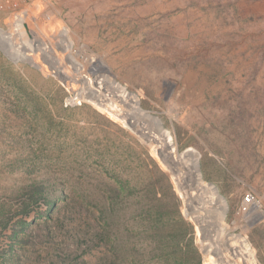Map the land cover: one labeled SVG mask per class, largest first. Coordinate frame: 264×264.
I'll return each instance as SVG.
<instances>
[{"label": "rangeland", "instance_id": "obj_1", "mask_svg": "<svg viewBox=\"0 0 264 264\" xmlns=\"http://www.w3.org/2000/svg\"><path fill=\"white\" fill-rule=\"evenodd\" d=\"M39 2L41 30L33 25V18L25 34L17 27L10 34V17L0 13V204L36 176L66 180L63 189L68 191L83 186V173L93 178L102 173L115 184L104 165L94 162L88 169L86 158H103L113 171L118 168L112 158L115 146L124 152L129 136L142 140L114 114L86 102L69 104L70 97L86 89L81 75L75 83L63 70L64 85L51 76L42 57L36 61L35 54L41 50L52 57L56 52L64 54L58 46L53 48L55 33L51 26L48 29L49 23L59 24L67 27L74 53L85 50L83 56L97 57L91 64L82 60V74L91 78L88 70L100 61L144 110L156 113L182 155L186 150L193 152L189 156L198 161L204 182L212 183L225 198L219 196L227 207L226 216L224 212L220 217L221 225L232 229L229 244L247 245L254 253V264H264V0ZM5 33L16 39L17 47L8 46ZM52 66L55 71L57 62ZM148 132L160 146L164 144L158 126ZM159 145L138 149L143 167L135 176L120 170L119 186L131 178L141 189L135 192L132 210L121 211L107 244L84 252L86 246L80 243L86 228H78V213L72 221L64 215L62 202L59 211L44 206L40 214L32 212L18 236L13 237L12 227L0 235V264H61L64 259L67 264H211L213 257L202 254L198 226L185 216L187 195L157 157ZM152 159L169 176L173 189ZM185 164L180 169L188 181L192 169ZM118 166L125 167L124 163ZM94 184L95 179L84 185L95 194L89 216L100 224ZM143 190L150 197L155 192L166 204L159 219L143 206ZM176 196L179 206H174ZM250 199L259 207L251 204L247 215L243 214ZM176 208L181 220L193 225V234H183L175 224L180 221ZM58 218L62 219L57 223ZM67 222L80 231H67ZM248 222L255 224L249 227ZM45 224L50 225L54 239L39 241L42 249L28 255L25 250L31 246L24 240Z\"/></svg>", "mask_w": 264, "mask_h": 264}, {"label": "trees", "instance_id": "obj_2", "mask_svg": "<svg viewBox=\"0 0 264 264\" xmlns=\"http://www.w3.org/2000/svg\"><path fill=\"white\" fill-rule=\"evenodd\" d=\"M129 142V145H127L128 147L124 150V152H120V147L115 146L112 158L117 164L118 168H116V170L110 171L103 158H99L97 160L86 158L88 160L87 162L85 161V164L87 163L86 167L89 169L94 162H98L101 165H104V170L108 176L112 175L111 178H114L119 183L121 180L120 170H123V172L126 173L128 172L131 176H135L137 170L143 167L142 155L139 153L135 144L137 140L132 136H129ZM122 163H124L125 167L118 166ZM152 163L160 172L161 178L168 182L170 189H173L169 176L166 172L159 168L160 166L157 162L155 163L153 159ZM100 174L101 175H97L93 178L92 176L88 177L86 173H83L80 181L83 186L73 191L63 189L66 180L59 179L54 176H36L33 179H30L28 183L21 187V191L16 196H5L3 202L0 204V235L5 236V231L12 227L13 237L14 235L15 237L18 236L17 233L21 230L25 231L26 228L24 227L28 224L25 218L32 212H39L40 214V209L46 206L49 211H59L64 208V215L67 216V218L69 217L71 219L70 221L75 220L73 216L78 213L80 220L78 228H86L85 233H82L81 235L82 242L80 243V245L84 244L86 246L84 252L91 251L94 248H99L103 243L107 244L113 236L115 228L118 225V221L121 218V211L124 207L132 210L130 205L134 202L135 192L141 188L137 183H134L131 178L126 179L124 184L119 186L117 182L115 184H110L108 180L102 176V173ZM93 179L96 180L94 190L98 193L97 196H99V198H95L94 201L96 203H94V205L100 212V224L92 220L89 216L92 197L95 196V194L89 190L87 186L85 187V185L86 181L90 184ZM157 197L158 196L155 192L153 193V197H150L144 193L143 190V200H147L149 202L152 201L154 203L151 207L150 203H144L143 201V206L146 205V211H153L154 214H156V218L159 219L166 210V204L163 203V199H158ZM62 202L64 205L60 208V204ZM174 202H176V205L174 204V206L180 205V201L177 196L174 197ZM75 207H78L77 211L74 210ZM174 211L178 214V217H180V221L175 223L179 226L178 228L182 230L183 234L187 232L193 234V225L190 222H184L183 219L181 220V214L177 208L176 210L174 209ZM61 219L58 218L56 222H61ZM63 223L65 224L66 222L63 221ZM70 223L71 222H67V226H69L67 231L71 232L75 230L76 233L80 231H77V227H72ZM168 232L169 231L165 230L166 234ZM156 233H159L158 228H156ZM168 234L170 235V233ZM174 234H178V232L175 231ZM9 238H11V236H9ZM47 238L54 239V232L49 224H45L44 227L38 231L33 230L24 240L25 245L31 246L25 250V252L28 255H31L32 253L35 254V251L33 250L42 246L39 241H43ZM31 248L32 250H30ZM40 249H42V247ZM52 264H56V262H52ZM61 264H67V260H62Z\"/></svg>", "mask_w": 264, "mask_h": 264}, {"label": "bare ground", "instance_id": "obj_3", "mask_svg": "<svg viewBox=\"0 0 264 264\" xmlns=\"http://www.w3.org/2000/svg\"><path fill=\"white\" fill-rule=\"evenodd\" d=\"M37 6H38L37 9L29 10L28 18L30 21L29 24L33 22L32 20L33 18L36 19V21L33 22L34 24L33 23L32 24L33 25L36 24L35 26H37L39 30H41V28L39 27L40 17L38 15L39 10L41 9V5L37 4ZM8 22H13V20L11 19ZM29 24L27 25L28 27L26 29L30 30L29 27L31 26ZM51 24L52 23L48 24V29L51 26L53 28L52 29L53 33H55L52 36L53 48L55 49L56 46H58L59 49H62L64 54L60 55L57 54L56 52L54 53L55 56L52 57L50 56L51 55L50 53L49 55L45 51L41 50L37 52L35 54L36 57L35 56L34 57L38 62L40 57H42V59H44V61L50 65H52L53 61H56L58 66L55 68V71L53 73H56L57 75H63L62 71L67 70L70 73L69 75L76 80L75 83H77L79 81L80 75L82 74L85 68L84 64L82 63V60H88V62L91 64L92 62H95L97 57H95L91 53L89 55L83 56L85 50L76 51L74 53L73 51L74 41L71 38L70 33L66 31L65 28L67 27L61 26L59 24H55V25H51ZM13 27H14L13 29L17 27L20 30L21 34L26 33L25 31L26 29H23L19 24L17 25V22H15ZM2 28L5 29L4 27ZM8 33L12 34L11 31H8ZM8 33L3 34L4 36L6 35L8 46L17 47L18 45L16 39L13 38V36L9 35ZM56 42L58 44H55ZM41 65L45 71L49 72V69L45 64H41ZM70 66H72L74 72L71 71L72 69L70 68ZM98 84L99 86L97 88V95H98L97 97H99L100 104L103 105V107L97 106L95 102L92 103L98 109L105 111L109 115L112 116V114H114V116L117 117V115H119L120 113L131 111L132 106H134L137 110H139V107H141L140 103H134L137 101V98H135L133 94L127 93L124 87L117 80L113 82L110 77L106 76L104 80L99 81ZM84 85H86V89L81 92L86 93L93 88V81L89 79L85 82ZM140 113H143L145 116H148L145 112H140ZM150 118L156 121V124L160 131V136H159L160 139L162 141L163 140L165 141L166 146L169 149H171V152L178 153L179 150H177L176 148L177 144H175L170 131L162 128L159 124L158 119H156L155 117H150ZM191 153L193 154V152ZM191 153L182 155L179 152L180 156L176 160L178 163L177 165H182L183 163H186L185 165L196 170L197 181L204 182L199 171V163L195 158L189 156V154ZM190 160L193 161L191 164L188 163ZM173 178L174 180H179V177L173 176ZM194 191L195 192H193L190 197L187 196L186 207L190 205L197 211V213L199 214L200 222H209L213 219V216L219 218L220 216L224 215L225 206L223 207L222 203L220 202L218 190L213 185L209 189H204L201 186H199ZM262 200H264V197L262 198ZM251 204H253L252 199L248 200V202L244 204L242 209L243 214H246L245 212L249 209ZM253 205L254 206L256 205L255 207H259L258 202H254ZM257 211L260 212L261 210H257ZM228 230H229L228 226L221 225L220 228L218 229V234L215 235L214 239L211 242H208L209 247L216 250L219 253V255H224L226 260H228L227 262H229L230 264H232L234 261H235L234 263L236 264H254V259H255L254 253L247 245L238 247L236 243H234L232 245L230 244V246L232 247L231 249L227 246V243L229 245V236L233 234L230 233L232 229H230V231ZM237 237L239 238V236H236V238ZM227 250L232 251L231 255L229 254V252H227Z\"/></svg>", "mask_w": 264, "mask_h": 264}, {"label": "water", "instance_id": "obj_4", "mask_svg": "<svg viewBox=\"0 0 264 264\" xmlns=\"http://www.w3.org/2000/svg\"><path fill=\"white\" fill-rule=\"evenodd\" d=\"M62 50V49H60ZM48 64V63H47ZM49 69L52 72L51 76L55 77L57 80H59L61 83L64 85L67 84L66 78L63 75H57L54 72V67L50 64ZM34 68L37 70L42 71L39 69L38 66L33 65ZM88 74L91 76V78L88 77L86 74H81V82L85 84L87 80H92L93 81V88L86 92L83 93L81 91L76 92L74 97H70L68 99V102L71 106H76V105H81L82 102H86L97 108L95 105H93L92 102H95L97 106L103 107V105L100 104L99 97H97V88L99 86V81H103L106 76L111 78V73L108 70L107 67H105L100 61L96 62L95 65H93L89 70ZM49 74H47V77ZM112 79V78H111ZM113 82H115V79H112ZM70 99H75L74 101L70 102ZM134 103H139V101H136ZM140 112H145L148 116H145L143 113ZM150 117H155L156 119L159 120V122L163 125L161 119L156 115V113L148 110H143L142 107H139V110H137L134 106L131 107V111L129 112H123L117 115V118L120 120L124 121V125L133 133L135 134L139 139L142 140H137L135 143L138 149H141L143 151L146 150V147L151 145L152 143H156L159 145L158 140H154L152 136L149 134V128L151 126H157L156 121L152 120ZM164 141V140H163ZM192 151L186 150L184 151V154L191 153ZM156 154L157 157L159 158L160 162L165 166L164 168L167 169V171L171 174V176L179 177V180H175L178 186V189L183 192V194L187 195L190 197L192 195V191H194L196 188L201 186L204 189H209L212 186V183H205L203 181H197L196 179V170L192 169L190 171V178L188 181L182 176V172L180 169V165H177V158H179L180 154L171 152V149H169L166 146V143L164 141V144L162 146L159 145L156 149ZM197 155V154H196ZM217 188V187H216ZM218 195L223 197L220 194V191L218 189ZM224 198V197H223ZM225 199V198H224ZM227 213V207L225 208V215ZM185 216L187 218H191L192 221L195 223V225L198 226L199 230V236H200V241H201V251L204 256H209L213 257V260L211 264H230L229 262L224 261L219 253L209 247L208 242H211L215 235L218 234V229L221 226V222L223 220L222 217H213V219L209 222H200L199 214L197 211L188 205L185 209ZM255 224V222H248V226L252 227ZM227 246L231 249L232 247L230 244ZM234 261V260H231ZM235 262V261H234ZM232 264H236V263Z\"/></svg>", "mask_w": 264, "mask_h": 264}, {"label": "built area", "instance_id": "obj_5", "mask_svg": "<svg viewBox=\"0 0 264 264\" xmlns=\"http://www.w3.org/2000/svg\"><path fill=\"white\" fill-rule=\"evenodd\" d=\"M40 0H0V13L6 14L13 22L8 23L10 31H13V25L17 22L23 29L29 24V10L37 9ZM41 5V4H40Z\"/></svg>", "mask_w": 264, "mask_h": 264}]
</instances>
